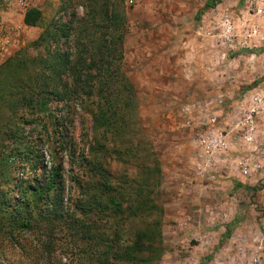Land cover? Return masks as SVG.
Returning <instances> with one entry per match:
<instances>
[{
    "label": "rangeland",
    "instance_id": "rangeland-1",
    "mask_svg": "<svg viewBox=\"0 0 264 264\" xmlns=\"http://www.w3.org/2000/svg\"><path fill=\"white\" fill-rule=\"evenodd\" d=\"M109 3L124 16L122 56L111 63L117 83L110 86L127 108L112 126L96 129L93 113L106 106V92L84 107L49 99L35 113L0 102V126H18L37 156H12L8 184L0 190L12 201L21 186L44 181L55 167L64 199L74 201L79 182L87 190L98 184L76 158L97 152L123 198L116 252L145 247L134 264H264V0ZM30 7L42 12L38 26L23 23ZM85 14L84 0H0V44L8 40L0 48V66L23 58L31 61L28 73H36L45 43L34 41L55 22L74 25L57 46L73 58ZM61 79L70 85L66 74ZM31 120L36 122L27 125ZM8 238L0 231V264H28L27 247L36 235L17 237L23 247ZM56 238L54 258L71 264L73 255L63 249L68 238Z\"/></svg>",
    "mask_w": 264,
    "mask_h": 264
},
{
    "label": "trees",
    "instance_id": "trees-1",
    "mask_svg": "<svg viewBox=\"0 0 264 264\" xmlns=\"http://www.w3.org/2000/svg\"><path fill=\"white\" fill-rule=\"evenodd\" d=\"M216 2L212 1L210 5L213 6ZM109 4V0H84L86 14L76 32L73 58H70V52L60 50L57 46L61 39L71 36L74 25L71 22H55L53 26H47L34 41L36 46L45 43V55L36 59V63H39L36 73H28L31 61L23 58H14L0 66V102H8L12 110L23 107L35 113L45 110L49 99H57L65 105L79 101L80 106L84 107L93 95L99 100L103 97V92H106L111 96L109 99L105 98L104 108L97 107L93 113V121L96 129L101 125L112 126L119 111L126 109L128 104L121 102V93L110 86L111 83H117L111 63L122 56L124 16ZM41 18V10L30 7L24 12L23 23L31 27L38 26ZM96 33H99L97 37ZM48 46L52 48L48 49ZM21 74L26 76V81L18 80ZM62 74L69 76V86L63 84ZM8 78L11 79L10 84H13L7 88ZM8 95L11 98L7 99ZM116 95L115 102L111 98ZM10 113L14 114L11 110ZM35 122L36 120L28 121L27 125ZM52 124L60 133L58 116H55ZM17 127L15 124L12 127L8 121L0 126V135L3 136L0 138V184H8L9 180L5 177L13 165L9 162L12 156L31 161L29 157L33 153L36 155L30 141L17 134ZM53 134L57 135V132L54 130ZM21 144L25 145L21 147ZM10 145L12 146L9 148ZM76 159L80 166L84 165L87 169L85 176L97 177L98 184H92L87 190V184L79 182L80 195L74 201L65 200L62 195L63 179H60L58 169L53 167L44 181L21 186L19 194L12 201L7 191L0 190V211L3 213L0 231L9 235L8 239H13L12 243L16 246H20L15 240L22 234L36 235L35 244L27 247L28 264H61L60 258H54L58 254L56 236L59 233L68 238L63 249L65 255H73V260L70 258L71 264H116L119 261L134 264L141 260L139 255L145 247L139 244L131 245L130 248L122 246V250L115 251V245L119 241L115 232L118 230L116 223L123 217L124 210L123 198L116 190L110 170L103 166L97 152H88L86 156ZM230 229L231 226L227 228L224 238H227Z\"/></svg>",
    "mask_w": 264,
    "mask_h": 264
},
{
    "label": "built area",
    "instance_id": "built-area-1",
    "mask_svg": "<svg viewBox=\"0 0 264 264\" xmlns=\"http://www.w3.org/2000/svg\"><path fill=\"white\" fill-rule=\"evenodd\" d=\"M6 44H8V40L7 39H5V40H3V42H1L0 48H2L1 46L6 45ZM1 60H2V54L0 52V62H1Z\"/></svg>",
    "mask_w": 264,
    "mask_h": 264
},
{
    "label": "crops",
    "instance_id": "crops-1",
    "mask_svg": "<svg viewBox=\"0 0 264 264\" xmlns=\"http://www.w3.org/2000/svg\"><path fill=\"white\" fill-rule=\"evenodd\" d=\"M22 20H23V16H22Z\"/></svg>",
    "mask_w": 264,
    "mask_h": 264
}]
</instances>
